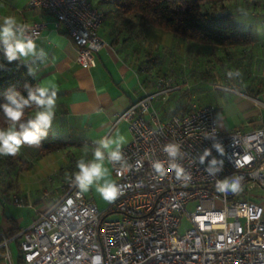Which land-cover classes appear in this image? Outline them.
I'll list each match as a JSON object with an SVG mask.
<instances>
[{
    "label": "built area",
    "instance_id": "1",
    "mask_svg": "<svg viewBox=\"0 0 264 264\" xmlns=\"http://www.w3.org/2000/svg\"><path fill=\"white\" fill-rule=\"evenodd\" d=\"M28 6L51 15L55 28L76 44L78 61L95 65L105 41L98 33L103 14L91 0H29ZM25 24L34 40L46 25ZM175 86L171 76L158 77L155 92L117 113L116 120L124 119L130 133L122 147L127 164L112 168L118 197L99 210L71 176L55 198L45 191L44 208L34 221L3 238L5 247L18 242L19 264H264V203L252 200L260 197L255 188L264 189V127L221 130L212 104L162 117L153 100ZM169 143L181 145L182 158L175 163L189 180L176 179L163 151ZM213 158L223 167L209 175L205 169ZM153 161L162 163L163 175L153 171ZM233 175L243 177L240 190L217 192L216 181ZM14 203L21 205L17 197ZM5 257L14 264L8 250Z\"/></svg>",
    "mask_w": 264,
    "mask_h": 264
},
{
    "label": "crops",
    "instance_id": "2",
    "mask_svg": "<svg viewBox=\"0 0 264 264\" xmlns=\"http://www.w3.org/2000/svg\"><path fill=\"white\" fill-rule=\"evenodd\" d=\"M28 2L29 0H0V23L4 16L10 15L23 23L40 21L46 24L35 39L38 49H42L46 56L21 62L35 70L33 76L37 84H56L58 96L55 119H58L65 132L63 136L69 142L66 150L57 151H68L70 160L76 162L75 154H85L86 160L91 159L95 142L104 136H115L119 133L129 141L127 122L124 119L116 120L117 113L125 110L145 93L155 92L156 80L163 76H171L176 89L156 96L153 100L156 108H189L191 105L212 104L216 106L217 126L221 130L251 131L264 127V0L222 1L224 10L232 13L235 19L236 14L253 8L254 13L259 15L258 23L255 27H246L245 23H239L236 19L241 27L251 31L253 41L245 47L218 48L221 56L219 61L223 62L228 71L219 74L218 92L205 103L195 101L194 98L208 96V88L198 84L200 77L195 78L196 84L189 81L194 79L193 68L199 63H191L189 54L186 53L181 65L188 73L180 72L176 67V64L180 65L176 61L178 52L166 48L164 54L170 60L164 67L165 61L159 55L144 48L148 38L156 33L152 32L155 27L149 26L138 15L122 13L107 0L98 1L97 7L103 12V22L98 33L105 44L94 56L95 65L89 67L78 61L76 44L67 33L55 28L53 17L38 8L29 7ZM202 65L209 69L211 67L209 63ZM228 66H232L234 72ZM210 76L209 74L207 80L211 79ZM37 157L39 156H32V160L36 161ZM70 163L63 161L58 164V169L65 168ZM49 168L52 172L56 170L54 166ZM109 168L110 178L115 180L117 176L111 165ZM39 170L35 169L30 177V182L35 186H42L38 191L39 198L33 203L35 205L32 217L24 221L6 212L0 199V264H7V250L11 261L14 264L20 263L18 242L9 241L5 247L2 244L3 238L8 236L12 226H28L43 210L44 205L40 199L42 189L51 191L50 199L62 192V170L57 171L54 176H47L46 180L40 176ZM75 171H78L76 163L72 167V173ZM15 188L19 191L21 187L16 184ZM84 194L94 201L99 210H104L111 203L103 199L99 203L101 205H98L94 197ZM259 195L260 197L254 199L255 202L264 203V195Z\"/></svg>",
    "mask_w": 264,
    "mask_h": 264
},
{
    "label": "clouds",
    "instance_id": "3",
    "mask_svg": "<svg viewBox=\"0 0 264 264\" xmlns=\"http://www.w3.org/2000/svg\"><path fill=\"white\" fill-rule=\"evenodd\" d=\"M0 50H2L9 62L31 61L38 56H46L42 49H38L36 41L29 35L28 25L18 21L15 16H4L0 23ZM34 75L35 70L30 68ZM27 97L17 91H10L6 97V102L0 104V112L3 113L8 127H0V157L16 156L25 145L39 147L41 140L46 137L48 129L52 126L57 111L58 91L54 82H44L32 85H25ZM35 107L34 117L26 122H21L25 115V108ZM127 138L117 133L115 136H104L95 142L92 149L91 159L83 158L77 160L75 171L69 179L80 190L87 193L91 189L99 194L106 201L115 200L120 194V185L111 179V170L117 165L124 166L127 159L122 152V147L127 144ZM213 147L221 154L224 149L219 143ZM163 151L171 159V167L175 171L177 180L187 181L190 174L185 169L175 163L181 157V145L179 143H169ZM210 155V150H206L204 156ZM204 158H201L203 163ZM219 165V166H217ZM153 171L157 174H164V166L159 161L151 164ZM223 161L213 158L205 171L209 175H215L221 171ZM242 176L233 175L230 178L217 180L215 189L219 193H236L241 188Z\"/></svg>",
    "mask_w": 264,
    "mask_h": 264
},
{
    "label": "trees",
    "instance_id": "4",
    "mask_svg": "<svg viewBox=\"0 0 264 264\" xmlns=\"http://www.w3.org/2000/svg\"><path fill=\"white\" fill-rule=\"evenodd\" d=\"M101 1V0H100ZM106 1V0H102ZM115 9L122 13L138 15L149 26L172 32L181 38L192 40L222 49L252 43L253 35L249 29L241 27L234 15L223 8V0H107ZM103 13V12H102ZM36 80L30 72L28 64L19 60L9 62L0 50V104L6 102L5 97L10 91H17L27 97L25 85L35 86ZM162 117L174 113H185L192 108H158ZM35 107L25 108L21 122L34 117ZM0 127H8L2 112H0ZM69 142L66 138H58L50 127L39 147L23 146L31 156H43L51 151L66 150ZM67 167L60 170L65 175L62 182L72 174L75 161L70 160ZM69 163V162H68ZM12 221L10 220V225ZM20 228L12 226L8 236ZM21 262V257H20Z\"/></svg>",
    "mask_w": 264,
    "mask_h": 264
},
{
    "label": "rangeland",
    "instance_id": "5",
    "mask_svg": "<svg viewBox=\"0 0 264 264\" xmlns=\"http://www.w3.org/2000/svg\"><path fill=\"white\" fill-rule=\"evenodd\" d=\"M92 3L97 6L98 1L100 0H91ZM253 8H249L247 12L236 14V19L239 23L243 22L248 26H257L258 23V14L254 13ZM152 32H156L152 34V38H148L147 45L144 46L145 49H147L150 52H153L154 54L159 55L161 57L163 63V66L166 67L167 64H169L170 57L168 55L165 56L164 52L166 48L173 49L174 51L178 52V59L177 62H180L176 64V67L180 72L185 71V73H188V70H184V67L181 65V62H184L185 54L188 53L191 63H199V65L196 64L193 69L194 72H192V76L189 81L192 84H196L197 77H200L198 80L200 82L198 83L201 87H207V93L208 96H202L199 98H194L195 101L203 102L205 103L210 98H212L216 92H218V87H220L218 84L220 83L219 74L227 72L228 70L225 69V66L223 62L219 61L220 51L215 46L205 45V44H198L192 40L181 38L177 35H174L172 32L161 29V28H153ZM224 57V56H223ZM174 59V56L172 57ZM209 58V59H208ZM209 63L210 69L208 67L203 66L202 64ZM192 67V66H191ZM230 68L231 72H234V69L232 66H228ZM208 70V71H206ZM191 71V70H190ZM211 75V79L207 80L208 75ZM195 75V76H194ZM197 80V81H198ZM52 133L53 135L57 136L58 138H63V134L65 133L62 127L60 126L58 119L53 120L52 122ZM26 154V156L24 155ZM29 154V155H28ZM30 153L28 150L21 148V151L16 156H8V157H0V199L1 202L4 204V209L6 212L13 214L14 216H18L20 219H23L24 221L28 218L32 217L34 215V209L33 204L37 198H39V189L42 188V186L39 184L38 188L33 184V182H30V177L33 175V171L36 169H40V176L44 177V180H46L47 176L51 177L53 174L57 173V171H61L58 169L59 163L70 162L71 155L68 151L62 152V151H51L45 154L44 157H37L36 161L32 160V156L30 157ZM76 162L77 160L83 158L86 160L85 154L77 155L75 154ZM31 159V161H30ZM33 161V162H32ZM54 166L56 169L55 171H50L49 167ZM54 176V175H53ZM65 175H63L64 177ZM50 180V179H49ZM16 184L20 188L19 191L15 188ZM15 188V189H13ZM47 191L49 194H51V191L47 188L42 189L40 199H42V194ZM253 192L264 195V190L255 188ZM19 193V194H18ZM88 196L94 197L98 205H101V201H103V198L97 194L94 189H91L89 192L86 193ZM14 197H17L21 205L16 206L14 203ZM26 198V199H25ZM255 198H252L254 200ZM99 200V202H98ZM255 201V200H254ZM193 204H190L188 206V209L191 210L193 208ZM100 207V206H99ZM185 222V219H184ZM186 226V225H185ZM184 228V225L182 229Z\"/></svg>",
    "mask_w": 264,
    "mask_h": 264
}]
</instances>
